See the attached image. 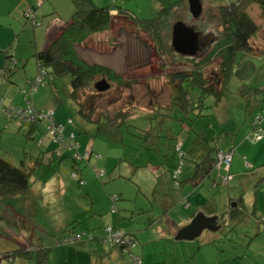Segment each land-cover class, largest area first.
<instances>
[{
  "label": "rangeland",
  "instance_id": "obj_1",
  "mask_svg": "<svg viewBox=\"0 0 264 264\" xmlns=\"http://www.w3.org/2000/svg\"><path fill=\"white\" fill-rule=\"evenodd\" d=\"M32 1L35 0H0V70L7 68L5 84L12 87L8 96L4 93V83L0 84V100L5 98L8 105L25 104L23 91H30L28 80L38 74L36 52L49 46L46 38L49 25L59 19L67 22L76 12L71 0H36V4ZM201 1L203 11L198 19L206 24L213 14L212 25L216 28L220 17L214 4L217 0ZM223 1L226 4L231 0ZM93 2L98 7L109 5L113 12L118 8L128 9L139 20L155 18L159 9L155 0ZM30 11L32 15L28 16ZM249 13L262 29L251 42L253 54L239 53L225 96L218 102L213 95L207 96L205 108H196L189 117L175 104L170 106L174 92L170 79L176 72L191 69V63L170 52H158L145 32L120 16L114 17L108 31L75 45L84 61L106 65L128 82L124 86L111 83V88L101 92L97 84L103 79L97 77L80 92V100L94 121L79 113L68 85L69 76L53 80L48 74L44 85L33 93L36 107L52 105L56 117L62 115L66 137L63 141L49 139L47 144L40 145L37 139L28 140L26 127L9 120L0 107V156L17 160L16 166L24 158V152L33 158L42 156V167L30 184L35 192L13 199L0 198V253L5 252L9 241L19 249L23 247L32 252L29 257L16 255L14 261L4 259L3 264H57L58 257L66 258L67 250H76L81 244H64L70 234L68 230H78L87 219L101 221L102 216L106 221L107 226L95 232L105 233L113 223L126 233L125 227L147 230L151 225H165L164 219H160L162 222L158 219L172 202L191 218L198 209H186L183 205L186 197L191 204L198 193L221 197L217 215L219 230L205 229L194 240L182 241L188 248L176 264H217L218 261L220 264H264L263 187L257 192L260 198L257 215L246 213L235 224L234 216L226 212L230 208L229 198L240 196L246 204L251 203L249 208L253 211L250 198L254 195L255 182L251 176L257 177L255 173L260 169L259 179L264 177V169L249 159L251 151L264 144V135L257 144L250 140L253 120L264 108V12L253 5ZM181 17L189 26L198 27L199 23L188 12L181 13ZM210 32L202 39L212 37ZM211 44L212 39L198 59L207 55ZM8 55L12 58L7 59ZM218 62L216 59L204 69L208 81H214L219 72ZM244 84L254 89L243 94ZM258 87L263 91L257 92ZM125 113L123 118H111ZM100 118L101 124L95 122ZM68 127L73 132L65 129ZM229 150L234 151L238 165H233L229 184L222 181L229 175L225 166L216 169L199 187L185 182L193 166L206 155L218 163L219 151ZM90 152L89 157L75 159L76 153ZM257 160L256 163L264 164V154ZM175 171H179L176 178ZM101 172L104 177L99 176ZM261 182L264 184V178ZM113 196L118 198L115 214L111 213ZM175 213L169 210V219L178 212ZM71 264H74L72 255Z\"/></svg>",
  "mask_w": 264,
  "mask_h": 264
},
{
  "label": "trees",
  "instance_id": "obj_2",
  "mask_svg": "<svg viewBox=\"0 0 264 264\" xmlns=\"http://www.w3.org/2000/svg\"><path fill=\"white\" fill-rule=\"evenodd\" d=\"M71 1L76 8V12L72 18L67 22H62L59 19L56 22L50 24L46 35L49 46L46 50L36 52L35 56L39 67L38 74L40 69L46 70L43 82L39 85L36 91H38L40 87L44 85L46 76L48 74L52 75L53 80L69 76L70 80L68 85L71 89V95L79 106V113L88 120L92 119L90 117V113L88 114L86 112V106L80 100V92L87 88L92 80L97 77H102V79H106L110 84L113 83L119 86L127 85L128 82H126L120 74L106 65L90 64L84 61L79 56L75 45L85 43L91 36L95 34L108 31L113 24L115 16L125 17V19L129 20L134 26L145 32L153 42L154 47L158 52H166L167 54L170 52L178 59H184L191 63V69L187 71L176 72L175 74L171 75L170 79V84L174 91L170 106H178L185 116L189 117V114H194V110L196 108H205V98L207 96L213 95L217 102L225 96L229 79L234 72L239 53L246 52L253 54L254 48L251 42L253 38L256 37L257 34H259L262 30L261 26L249 13V9L251 6L257 5L264 12V0H231L217 8L220 17L215 28L214 25H212L215 21L213 14L209 16V22L206 24L201 23L202 21L199 20L201 17L199 19H195L191 14L188 0H155L159 6L157 16L152 19L141 20L132 15L129 10L125 8H118L116 14H114L112 8L109 5L105 7H97L92 2V0ZM185 12H188L190 16L192 15L194 20H196V23H199L198 27L196 28L194 25H191L202 36H204V34L208 31H211L209 34L212 35V37L208 36L212 39L210 50L201 60L198 59L200 57L198 56L200 53L196 56H185L177 53L172 47V32L174 24L178 21L184 22V19L181 17V13ZM210 27H214V29H210ZM10 58L12 57L8 55L7 59ZM216 59L219 60V72L215 75L213 79L214 81L211 82V80H207L204 69L211 65ZM47 69H49L50 72H48ZM4 70H7V68ZM37 76L28 80L29 89L30 82H33ZM10 77L11 76H9L7 80L10 81ZM250 89L253 90L254 87L244 84L241 88V92L244 94V92ZM255 90L257 92H261L263 91V88L258 87L255 88ZM34 92L35 90L31 89L30 91L24 90L23 93L25 104L20 106L25 107L27 101L33 103L32 97ZM1 100L4 101L5 105H8L6 104L5 99L2 98ZM263 113L264 108L262 109L261 114ZM124 116H126V113L123 115L116 114V116L111 118L116 120V117L123 118ZM107 119L109 121V117ZM9 120H16L23 126L35 124V122H21L15 118H9ZM102 120L103 119L100 118L95 120V122L101 124ZM255 120L256 118L253 120V131L255 126H257V124L255 125ZM263 123L264 117L261 118L260 124L258 125L264 131ZM215 150L217 149H213L212 151ZM229 152L232 153L234 157L233 150L222 151V153ZM181 156H183V154ZM217 164L218 163L215 158H211L210 155H206L202 161L196 163L195 169L192 171L191 176L188 177L185 182L187 184L194 183V185L200 184L206 178L212 177L214 171L217 169ZM40 165L41 162L39 160H35L34 162L23 160L20 166H16L0 156V198L13 199L28 191L30 189V179ZM77 170L80 171V168H77ZM74 172L78 173L77 171ZM178 186L180 185L178 184L177 187ZM117 200L113 201L111 199L112 213H117ZM187 204H190V202L186 201V203H184V207H187ZM236 210L237 209L232 207L230 208L231 215H233L234 218L237 216L236 220H238L241 216L239 213L234 214ZM240 214L243 215L245 213L240 212ZM252 214L257 215L254 209ZM110 226L118 227L116 225ZM70 230V234L66 238V245H71L77 242L79 243L85 239V237L88 236L91 238L90 235L92 236V234L87 233L84 230L75 231L73 228ZM77 234H82V238L80 240L76 242H67L70 237H74ZM128 235L133 237L137 247L138 242L134 235ZM102 237H100V239H102ZM16 255L29 257L32 256V252L25 248L15 251L10 250L8 252H2L0 253L1 264L3 259L14 261Z\"/></svg>",
  "mask_w": 264,
  "mask_h": 264
},
{
  "label": "crops",
  "instance_id": "obj_3",
  "mask_svg": "<svg viewBox=\"0 0 264 264\" xmlns=\"http://www.w3.org/2000/svg\"><path fill=\"white\" fill-rule=\"evenodd\" d=\"M32 2H33V4H36V0L32 1ZM92 2H93V0H92ZM214 4H216L219 7V6L224 5L225 3L223 0H217L216 2H214ZM211 8H214V7H211ZM113 13L115 14L116 12H113ZM1 83H4L3 84V89L5 90L4 93L9 96L11 94L12 87L8 84H5V82L0 81V84ZM32 98H33V100H32L33 104H34L36 109H38V110L43 109L45 111L53 110L54 111L53 119L56 122L62 124L61 123L62 115H59V117H56L55 107L50 105V106H47V108H38V107H36V105L34 103V97H32ZM24 101H25V99H24ZM68 119H71V118H68ZM44 123L46 124L45 127H43ZM18 124L22 127H26L25 136L28 140H36L37 139V140H39L40 145H42V143L47 144L46 142L49 139H50V141H52V137L48 132V126H49V119L48 118L37 119V121H35V124H29V125H24V126L21 125L20 123H18ZM65 129L66 130L69 129V131L73 132V130H70V127L65 128ZM254 143L257 144V142H254ZM47 149L49 150V147H47ZM24 154H25V156L23 159H21L18 166L21 165V162L23 160L32 161V162H34L35 160H39L41 162V165L39 166V168L36 169L35 173L33 174V176H34L36 174L37 170L42 167V156H39V157L37 156V157L33 158L27 152H24ZM263 154H264V144L259 145L255 149H253L251 151V153L249 154V159L252 160L253 165H257V167L261 166L264 169V164L256 163L257 158H260L261 155H263ZM8 161L13 163L14 165H16V163H17V160H8ZM234 163L236 164V166H238L237 162H236L235 155L233 157V161H232L230 169H229L230 175H232ZM194 169H195V166H193V170ZM259 170L256 171V173H255V175L257 174V177H254L253 175H252L253 177L251 176L252 181L255 182L254 186H253V187H255V189H254L255 191H254V195L252 196V198H250V200L252 201V203H254L253 209L255 210L256 213H259V209H260V198L257 194V192L260 189L259 187H261V188L263 187V189L261 191L264 194V184H263V182H261V179L264 177H261L259 179V176H258ZM33 176L31 177V179L33 178ZM31 179H30V184H31ZM204 181H202L201 183H203ZM258 182H259V184L256 185V183H258ZM201 183L198 185H194V183L190 184V185L194 186V187H199L201 185ZM38 190H40V189H38ZM200 190H204V189H202L200 187ZM27 192L28 193L29 192L34 193L35 190L29 189L28 191H26L24 194L20 195L19 197H23L25 195H28ZM197 195H198V197L192 199L191 205L189 207H184L186 209H190V208H194V207H196V209H198L197 214L191 218L188 217L187 214L180 212V210L178 209L177 203L172 202V203H170V205H167L168 210L165 212V214L160 216V218L158 219V220H160V219L165 220V221L163 220V222L165 223L164 226H161V225H158V226L153 225L152 226L151 225L148 227L147 230H144V229L136 230V229H133L130 227H125L126 228L125 230L128 231L129 234L134 235V237L136 238V240L138 242L136 252L142 256L145 264H167L168 262L170 264H176L177 259L184 257V254L182 256H180V255L183 253V250L185 248H188V245H184L181 242L185 241V240H187V241H190V240L189 239H185V240L184 239H182V240L177 239V235L183 227L192 223L195 218H197L199 216H205L207 218L216 217V219H217L216 225L218 226L217 215L220 213L218 211V206L222 203L221 197L218 198L217 194H215V197H214L210 193H207L206 197L202 193H198ZM208 195H209V197L207 198ZM185 199H186V201H189L187 197ZM103 202H105V201H103ZM105 203L107 204V202H105ZM229 206H230V208L232 207L234 209H237L234 212V214L239 213V215L241 217H243V216H242V214H240V212H244L245 214H243V215H246V213L251 214L253 212V211H251V208H249L251 206V203L246 204L244 199H243V196H240L238 199L230 197L229 198ZM230 208H228V210L226 212L231 217H233V215H231ZM169 210H170V212H174V210L176 211V213L178 212L177 214L175 213L176 215L174 217L172 216L173 219H169V214H167V212ZM92 211H95V210H92ZM181 213H183V215ZM93 214H95V213H93ZM112 214H115V213H112ZM260 216H261V214H260ZM235 217L237 218V216H235ZM241 217L238 220L233 218L232 222L235 224L238 223L239 220H241ZM102 218L103 217L100 216L101 221H99L98 219H90V220L87 219L88 221L86 220L87 222L85 224H83V226L80 227L78 230H76V231L84 230L87 233L92 234L93 237L92 238H89L88 236L85 237V239H83L81 242H79L81 244L77 247L76 250H73V249H72V251L67 250V253H66L67 257L66 258L63 257L61 260H60V257H58L57 261H56L57 264H71V255H72V258L74 259V264H131L128 257L123 253L122 249H120L119 247L112 246V245H105L100 241V237H102L101 235L104 232L103 231L95 232V231L98 229L102 230L105 228V226H107L106 221ZM112 219H114V218L112 217ZM259 221H261V220H259ZM160 222H162V221L160 220ZM113 224L115 225V223H113ZM118 225H120V222ZM218 230H219V228L217 230H215V232ZM68 231L70 232L71 230H68ZM67 237H68V235L64 239L65 245H66V238ZM192 240H194V239H192ZM21 249H23V247ZM10 250H14V251L19 250V247L13 246V244L9 241V242H7V247L5 249V252H8ZM216 251H219V249H216ZM3 261H4V259L2 260V264H3ZM222 263H224V261ZM0 264H1V262H0ZM217 264H220L219 261Z\"/></svg>",
  "mask_w": 264,
  "mask_h": 264
},
{
  "label": "built area",
  "instance_id": "obj_4",
  "mask_svg": "<svg viewBox=\"0 0 264 264\" xmlns=\"http://www.w3.org/2000/svg\"><path fill=\"white\" fill-rule=\"evenodd\" d=\"M32 15V11L28 14V16ZM46 74L45 69H40L39 74L37 78L32 82H30V89L31 90H37L39 85L43 82V78ZM5 72L4 69L0 70V81H5L4 79ZM2 106V107H1ZM0 107L2 111L9 117V118H15L20 120L21 122H35L37 119H49V126H48V132L51 135L53 141L59 142L66 139L64 134V126L62 124H58L53 119V110L45 111L43 109L37 110L32 102L27 101L26 106H20V105H5L3 100H0ZM264 117V113L256 117L255 120V126L254 131L250 135V140L252 142L259 141L264 131L261 127L258 125L260 124L261 118ZM72 122V120H70ZM74 136V134H72ZM75 137V136H74ZM73 147V146H72ZM86 156L89 157V153H86L85 155H81L80 153L76 154L77 159H84ZM233 161V155L232 153H222L219 152V162L217 164V170H220L222 166H225L227 171H229L231 163ZM181 169V167H180ZM179 169V171H180ZM179 171H175L173 177H177L179 174ZM76 175L78 173L73 172ZM99 176L104 177V172H101ZM231 175H226L222 178L223 183L229 184L231 181ZM178 185V184H177ZM113 201L117 200V197H112ZM190 204H187V207H189ZM114 209V208H113ZM105 235L102 237L101 242L108 245L117 246L122 249L123 253L128 257L131 264H144L143 258L136 253V242L133 239V237L129 236L127 233H125L122 229L114 226H108L106 229ZM82 234H77L74 237H70V239L67 240V242H76L80 240L82 237ZM92 238V236L90 235Z\"/></svg>",
  "mask_w": 264,
  "mask_h": 264
},
{
  "label": "water",
  "instance_id": "obj_5",
  "mask_svg": "<svg viewBox=\"0 0 264 264\" xmlns=\"http://www.w3.org/2000/svg\"><path fill=\"white\" fill-rule=\"evenodd\" d=\"M190 12L194 18L198 19L203 11V3L201 0H188ZM202 35L197 32L194 27H191L183 21H178L174 24L172 32V47L174 50L185 56H196L198 53L205 51L210 44L211 38L208 42L202 40ZM111 88V84L103 79L97 84L99 91H106ZM216 217L199 216L193 220L192 223L183 227L177 239H195L199 237L205 229L217 230Z\"/></svg>",
  "mask_w": 264,
  "mask_h": 264
},
{
  "label": "flooded vegetation",
  "instance_id": "obj_6",
  "mask_svg": "<svg viewBox=\"0 0 264 264\" xmlns=\"http://www.w3.org/2000/svg\"><path fill=\"white\" fill-rule=\"evenodd\" d=\"M202 40L205 41V42H208L209 41V37L205 36Z\"/></svg>",
  "mask_w": 264,
  "mask_h": 264
}]
</instances>
